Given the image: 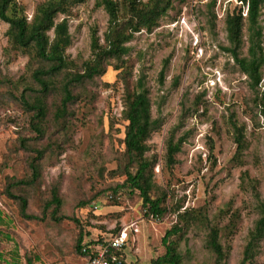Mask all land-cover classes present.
Listing matches in <instances>:
<instances>
[{
	"label": "rangeland",
	"instance_id": "374dc122",
	"mask_svg": "<svg viewBox=\"0 0 264 264\" xmlns=\"http://www.w3.org/2000/svg\"><path fill=\"white\" fill-rule=\"evenodd\" d=\"M46 1L16 0L17 14L31 21ZM97 1L76 0L58 15L69 23V65L45 93L33 73L49 63L35 49L15 45L10 24L0 19V264H85L75 251L81 233L84 241L108 239L132 222L139 230L130 234L127 264H151L163 255V237L177 223L186 224L172 237L181 264H215L207 246L211 226L219 228L227 251L222 264H240L264 200V117L248 76L224 49L230 45L226 18L239 11L241 2L163 1L169 6L153 30L133 32L126 55L109 58L102 75L73 85L74 98L58 117L67 74L83 71L95 58L92 34L106 46L109 15ZM117 1L124 22L133 15L132 7L128 0ZM243 10L246 16L247 6ZM259 19L264 27V5ZM243 39L246 55V26ZM140 79L152 116L160 121L146 153L154 163L151 194L166 196L168 211L159 219L146 215L139 191L119 187L130 163L124 142L126 94L139 90ZM22 93L31 102L40 96L46 104L41 136L32 127L34 111L23 105ZM235 124L245 131L241 161L235 158ZM180 138L183 144L170 165L168 141ZM38 151L34 178L31 163ZM22 179L25 183L14 185ZM54 190L62 200L60 214L67 216L60 222L50 219L53 206L45 220L24 218L20 201L10 196L26 197L28 213L41 216ZM257 262L264 264V239Z\"/></svg>",
	"mask_w": 264,
	"mask_h": 264
},
{
	"label": "trees",
	"instance_id": "16d2710c",
	"mask_svg": "<svg viewBox=\"0 0 264 264\" xmlns=\"http://www.w3.org/2000/svg\"><path fill=\"white\" fill-rule=\"evenodd\" d=\"M76 0H48L41 4L33 20L29 21L26 16L17 14L18 4L16 0H0V19L10 24V35L15 45L27 49H35L37 57L49 63L46 68L36 69L33 73L34 79L40 85L43 93L48 92L52 85V79L63 72L68 67L66 50L72 43L69 31V23L66 18L58 20L60 13H66L70 6ZM149 0L143 3L141 0H128V4L132 7L133 15L121 22L120 6L117 0H98L97 5L102 6L109 15V26L106 32V46L100 44L99 38L95 33L92 34V50L95 54L93 61L84 66L81 72L68 73L63 84V97L61 107L57 116L62 117L67 112L68 104L73 100L72 87L75 84L82 83L85 80H92L105 72L104 64L109 58H122L129 52V47L125 43L130 40L133 32H139L142 29L152 31L157 25L158 19L164 14L169 6L163 1H156L154 4ZM241 8L238 12L231 13L226 18L227 37L230 42L229 46L224 49L229 52L240 70L245 73L249 80L251 89L255 93V103L260 108V113L264 117V77L262 75V67L264 66V45L263 25L260 22L264 0H239ZM247 6V14L243 15V8ZM248 32V51L246 55H242L241 48L244 43V27ZM53 31V37L50 32ZM164 71V70H163ZM163 71L161 76H163ZM31 102L25 93L21 95L23 105L29 110L34 111L32 117V127L38 133L43 135L42 121L46 117L47 107L40 96ZM126 106L124 109V117L128 121L125 132V146L129 155V166L126 165L124 182L119 187H126L131 192L139 191L143 199V205L147 216L154 218H162L168 211V207L164 205L165 195L153 197L152 190L154 188L153 168L154 163L146 157L149 150L147 140L151 133L156 130L160 121L153 118L151 111V100L148 90L144 87L143 80L139 81V90L126 94ZM235 142L237 150L235 158L241 161L243 152L246 148V139L244 128L234 125ZM183 144V138L177 142L170 139L167 144V160L170 165L176 162L175 156L180 151ZM34 157L31 163L33 176H38L37 160L41 157V152ZM135 164V169H130ZM29 182V181H28ZM25 183V180H19L14 183ZM117 192V189H115ZM12 198L18 199L21 204V215L26 219L45 220L46 211L51 208L50 219L60 222L67 216L60 214L62 200L57 190L53 191L52 197L44 206V212L40 215L28 213V199L22 195L11 193ZM259 217L255 221L253 229L249 233L247 243L244 247L240 264H259L257 256L261 250V243L264 239V200L258 203ZM1 220V219H0ZM186 224L177 223L168 229L163 237V245L165 253L152 260L151 264H181L182 254L179 252L173 236L179 235ZM105 239L97 241H84L83 234L78 237L75 251L86 260L87 253L95 250V246L104 243ZM207 246L215 254V264H222L227 257V251L221 242L220 230L216 226H211L207 237ZM122 262L127 264L126 253L117 252ZM119 264V263H111Z\"/></svg>",
	"mask_w": 264,
	"mask_h": 264
},
{
	"label": "built area",
	"instance_id": "2783aa9c",
	"mask_svg": "<svg viewBox=\"0 0 264 264\" xmlns=\"http://www.w3.org/2000/svg\"><path fill=\"white\" fill-rule=\"evenodd\" d=\"M139 228L136 222L124 225L117 234L111 235L110 238L105 239L104 243L95 246V250L88 252L86 248L83 249L87 253V264H111L121 263L122 258L117 255V252H125L128 244L130 234L138 232Z\"/></svg>",
	"mask_w": 264,
	"mask_h": 264
}]
</instances>
